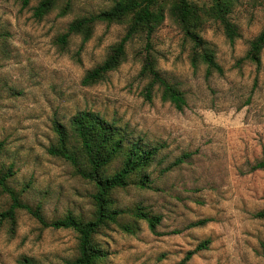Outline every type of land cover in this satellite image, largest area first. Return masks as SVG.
Returning a JSON list of instances; mask_svg holds the SVG:
<instances>
[{
  "label": "rangeland",
  "instance_id": "obj_1",
  "mask_svg": "<svg viewBox=\"0 0 264 264\" xmlns=\"http://www.w3.org/2000/svg\"><path fill=\"white\" fill-rule=\"evenodd\" d=\"M36 1L23 7L20 0H0V165H12L9 183L24 187L23 199L40 203L47 221L67 212L87 218L92 184L45 148L53 139L52 119L66 124L76 111L91 110L131 138L164 145L147 170L149 188L128 185L113 192L117 206L141 204L159 215L155 233L142 220L133 234L114 226L99 233L107 250L104 264H173L204 239L206 247L186 264H264V218L254 216L264 211V169L249 170L264 151V48L257 68L239 61L264 24V0H235L229 17L238 36L231 43L217 23L203 25L200 34L213 48L221 74L205 76L203 65L191 67L178 26L165 16L150 38V51L159 71L183 91L181 110L157 94L150 101L142 97L140 36L130 40L125 60L103 80L80 84L123 25L98 22L87 41L81 44L73 35L64 47L54 42L55 35L75 16L107 8L112 0H69L59 15L65 1L60 0L40 20L31 15ZM189 1L201 7L211 0ZM182 153L189 155L163 171ZM4 201L0 196V207ZM75 245L70 229L42 226L19 210L14 232L0 229V264H17L20 255L60 264Z\"/></svg>",
  "mask_w": 264,
  "mask_h": 264
},
{
  "label": "trees",
  "instance_id": "obj_2",
  "mask_svg": "<svg viewBox=\"0 0 264 264\" xmlns=\"http://www.w3.org/2000/svg\"><path fill=\"white\" fill-rule=\"evenodd\" d=\"M60 0H37L31 7L33 18L40 20L51 12ZM29 0H20L21 6H27ZM235 0H211L208 5L195 6L189 0H112L111 4L96 12L75 16L65 28L55 35L54 42L64 47L71 36L80 37L81 44L87 41L96 23L106 25L117 23L123 25L121 36L108 45L102 60L86 69L80 78V84L90 86L103 80L106 75L116 69L126 58V47L135 36L143 37L144 50L141 56L137 75L144 81L142 97L150 101L158 95L162 102H168L176 110L185 105V97L179 86L162 74L156 65V59L150 51V38L154 31L169 17L178 26L182 39L187 44V59L191 67L204 66L205 76L211 73L221 74L222 69L215 59L211 45L200 31L208 21L217 23L231 43L238 36L236 26L229 14ZM69 6L65 0L59 8L63 15ZM264 48V24L248 41L240 62L260 65V55ZM50 128L52 141L45 148L48 155L65 162L72 174L88 181L93 186L90 195L93 208L85 218L71 212L61 217L46 220L42 214L40 203L29 204L23 197L24 187L15 188L9 181L14 174L11 164L0 165V196L5 203L0 207V229L3 225L12 234L16 227L17 211L25 210L42 226L70 229L76 239L75 252L62 260L60 264H104L107 250L102 247L97 235L112 226L133 234L138 229V221L146 223L147 228L155 233L159 215L146 209L141 204L131 207H119L113 199L115 189H124L128 185L138 188H149L148 168L153 163L162 143H145L140 138H131L113 122L107 121L97 112L78 110L69 117L66 124L52 119ZM2 143L0 142V151ZM182 153L163 167L167 171L177 166L188 157ZM117 161V166L112 167ZM264 169V151L255 160L249 170ZM124 215L129 216L123 219ZM254 216L264 218V211H257ZM206 220H198L190 226L203 224ZM208 239L200 241L193 249L187 250L182 258L173 264H186L196 251L204 249ZM264 257V248H262ZM17 264H38L30 256L20 255Z\"/></svg>",
  "mask_w": 264,
  "mask_h": 264
}]
</instances>
